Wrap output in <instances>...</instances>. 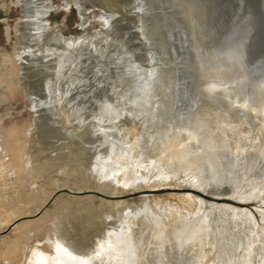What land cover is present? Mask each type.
<instances>
[{"label": "rangeland", "instance_id": "374dc122", "mask_svg": "<svg viewBox=\"0 0 264 264\" xmlns=\"http://www.w3.org/2000/svg\"><path fill=\"white\" fill-rule=\"evenodd\" d=\"M259 3L0 0V232L60 189L241 203L65 192L0 235V264H264Z\"/></svg>", "mask_w": 264, "mask_h": 264}, {"label": "bare ground", "instance_id": "6f19581e", "mask_svg": "<svg viewBox=\"0 0 264 264\" xmlns=\"http://www.w3.org/2000/svg\"><path fill=\"white\" fill-rule=\"evenodd\" d=\"M43 8V7H42ZM46 9H44L43 10V15L45 14L44 13V11H45ZM29 18V17H28ZM28 18H27V20H28ZM35 22V21H34ZM38 22V21H37ZM37 24V23H36ZM82 24H84V22L82 21ZM83 26V25H82ZM42 28V27H41ZM90 33V32H89ZM39 34V33H38ZM92 34V33H91ZM86 36L84 37L83 35V37L82 36H80L79 37V41H77L78 39H73V38H69V37H64L60 32H58L57 33V36L59 37V39L61 38L62 39V41H63V43H64V45H65V47L66 48H69V49H72L71 47H73L74 45H77L78 43H80L81 41L82 42H84L85 40H87V38H88V36L87 35H89L88 33L87 34H85ZM94 35V34H93ZM55 37V36H54ZM53 37V38H54ZM94 37V36H93ZM56 38V37H55ZM91 38V37H90ZM94 38H96V37H94ZM89 40V39H88ZM87 40V41H88ZM92 40V39H91ZM90 40V41H91ZM56 41V40H55ZM61 41V42H62ZM57 42V41H56ZM86 42V41H85ZM60 43V42H59ZM58 43V44H59ZM83 44V43H82ZM63 45V44H62ZM78 47V46H77ZM59 49V48H58ZM58 49H56V50H58ZM63 49V48H62ZM262 129V128H261ZM264 136V135H263ZM242 148V147H241ZM241 148H239V149H241ZM166 149H167V151H170L171 152V155L172 156H176V157H178L179 155H180V152H181V148H180V146L178 145V143L176 142V141H174V140H172V141H170V142H168L167 143V146H166ZM238 149V150H239ZM238 150H236V151H234V158H235V162H239V159H240V157H241V155H243L244 154V157L243 158H245V156H247V155H245V153H247V152H242V151H238ZM242 150V149H241ZM245 149H243V151H244ZM243 153V154H242ZM241 154V155H240ZM175 157V158H176ZM242 158V159H243ZM241 160V159H240ZM244 160V159H243ZM241 163V162H240ZM169 190H180V191H178V193L176 192H173V191H169ZM167 191H169V192H167ZM138 192H141V195H139V197H142V196H145V195H152L153 197H154V199H157V200H161L163 197H169V195H177V194H179V192H180V194L179 195H182V196H184V197H187V198H189L190 200H192V201H194V202H196V204H199V203H208L210 206H215V205H220V204H222V203H220V202H225V203H229V204H233V205H241V203L240 202H237V201H235L236 203H233V201L234 200H231V199H228V198H220V197H218V196H216V194H214V193H212V192H209V191H204V190H202L201 189V187L198 185V186H196V185H192V184H186V186L184 187V186H179L178 188H168V189H166L165 188V186H158V185H155V186H152V188H150V190H138V191H133V192H130V193H127V194H132V193H138ZM260 192V191H259ZM103 193V192H102ZM112 193V192H111ZM107 195H124V194H116V193H112V194H107ZM210 198H209V197ZM118 200H124V199H116V200H113V201H118ZM208 200H212V201H216V202H212V201H208ZM112 201V200H111ZM243 204V203H242ZM252 213L253 214H255V209H253V208H250V214L252 215ZM249 217H250V215H249ZM249 217H247L248 219H250ZM26 220V219H25ZM24 221V220H23ZM23 221H21V222H23ZM20 222V223H21ZM172 221H169L168 223H167V225L169 226L168 228L171 230V231H173L174 232V228H172V223H171ZM197 227H195V229H196ZM59 244V243H58ZM54 246V245H53ZM55 247V246H54ZM59 247H61V246H59ZM56 248V247H55ZM62 252V251H61ZM60 252V253H61ZM56 253H58V254H60L59 252H56ZM55 255V254H54ZM54 255H52V256H49V255H45V254H43V253H41L40 251H37V250H33V253H32V256H31V261H30V263L31 264H37V262L39 261V259L40 260H42V262L44 261H46V260H48V258L51 260V262H53V264H59V263H62L63 262V264H67V263H69V262H67V260H66V257H65V255L63 256V259L64 260H59L56 256H58L57 254H56V256H54ZM59 257V256H58ZM61 257V256H60ZM66 261V262H65Z\"/></svg>", "mask_w": 264, "mask_h": 264}, {"label": "water", "instance_id": "95a60500", "mask_svg": "<svg viewBox=\"0 0 264 264\" xmlns=\"http://www.w3.org/2000/svg\"><path fill=\"white\" fill-rule=\"evenodd\" d=\"M257 10L259 13V18H260L259 22L261 24V27L263 28V30L261 31V34L258 37V40L260 41L259 44H262V46H264V4L259 3ZM256 22H257V19L255 20V23ZM250 27H251V22L248 23V28L250 29ZM65 192L69 193L70 195H74V196L93 194V195H96V196H99L102 198L112 199V200H114V199H129V198H133V197L141 195V192L132 193V194H124V195H107L105 193H102V192H100L98 190H94V189H87V191H85V190L75 191V190H70V189H60L52 195V197L47 201V203L37 213H35L34 215L22 216V217L16 219L4 231H1L0 235L9 231L13 226H15L16 224L20 223L21 221H23L25 219H32V218L38 217L39 215L42 214V212H44V210H46V208L54 201V199L58 195L65 193ZM233 203H236V202L233 201Z\"/></svg>", "mask_w": 264, "mask_h": 264}]
</instances>
